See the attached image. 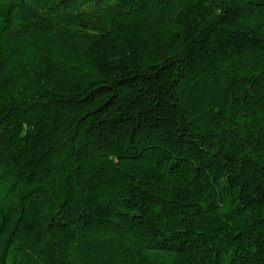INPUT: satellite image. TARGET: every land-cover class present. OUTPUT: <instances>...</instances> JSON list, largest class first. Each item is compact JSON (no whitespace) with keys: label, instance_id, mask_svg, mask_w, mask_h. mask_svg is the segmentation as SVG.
Instances as JSON below:
<instances>
[{"label":"trees","instance_id":"obj_1","mask_svg":"<svg viewBox=\"0 0 264 264\" xmlns=\"http://www.w3.org/2000/svg\"><path fill=\"white\" fill-rule=\"evenodd\" d=\"M0 264H264V0H0Z\"/></svg>","mask_w":264,"mask_h":264}]
</instances>
